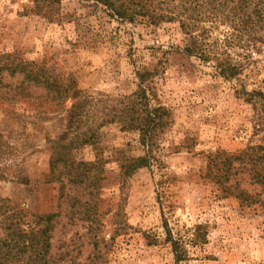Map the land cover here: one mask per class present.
I'll return each instance as SVG.
<instances>
[{
  "label": "rangeland",
  "instance_id": "374dc122",
  "mask_svg": "<svg viewBox=\"0 0 264 264\" xmlns=\"http://www.w3.org/2000/svg\"><path fill=\"white\" fill-rule=\"evenodd\" d=\"M207 26L213 36L232 31L216 19ZM262 35L252 43L232 37L230 54L244 66L224 79L177 51L179 22L123 20L94 0H0V239L57 213L49 264H69L70 253L84 263L98 250L99 264H264V185L257 180L264 164L246 156L249 147H264V108L246 94L264 93ZM18 62H34L63 82L71 75L80 90L112 98L137 87L135 70L159 67L156 90L173 119L161 134L159 161L122 184L117 149L127 157L145 152L137 132L109 123L99 149L78 146L73 154L75 161L110 159L100 189L91 195L71 182L51 159L54 142L70 137L72 100L52 103L47 89L4 69ZM86 202L97 210L90 232L73 209ZM169 230L185 239L179 263L165 240ZM195 232L203 239L192 244Z\"/></svg>",
  "mask_w": 264,
  "mask_h": 264
},
{
  "label": "trees",
  "instance_id": "16d2710c",
  "mask_svg": "<svg viewBox=\"0 0 264 264\" xmlns=\"http://www.w3.org/2000/svg\"><path fill=\"white\" fill-rule=\"evenodd\" d=\"M49 1L59 3L60 0ZM94 1L106 6L121 19L131 22L139 17H146V25L151 26L163 22H179L184 33V42L182 47L178 46L177 51L209 66L214 76L224 79L237 78L244 66V62L234 59L230 54L229 49L236 46V40H232V37L235 36L239 40L246 37V41L252 43V41H261L262 32L264 33V0ZM215 19L221 23H230L232 29L230 35L223 32L224 34L213 36V29L207 26V21ZM5 68L11 73L17 71L23 73L27 80L47 89L52 103H55L56 97L61 102L71 98L72 105L66 117L70 137L66 141L54 142L51 165L56 169L61 166L63 172L69 175L71 182L89 188L91 195L96 189H100L106 162H110V159L96 154L94 160L75 161L73 154L79 147L99 149L100 129L103 126L118 123L122 131L137 132L138 143L145 152L143 156L127 157L123 154L124 149H117L119 156L115 160L118 161L122 184L139 168L159 161L157 149L161 145V134L173 122L170 108L161 101L156 90L155 84L161 72L159 67L135 70L137 87L131 92L113 98L103 94L94 96L88 91L80 90L76 85V79L71 75L63 82L59 76L48 75L42 71V68L34 62H18L5 65ZM242 90L246 88L243 87ZM246 94L249 101L260 103L264 108L263 92L246 91ZM249 148L252 151H246L248 152L246 156L256 165L260 162L264 164V147L258 145ZM74 163H77L75 167H73ZM257 175L258 182L264 185V175ZM226 178L228 179L229 176L227 175ZM80 205L83 210L77 206L73 209H78L77 212L82 218L90 223L89 232L95 230L96 203L90 205L86 202ZM57 215L51 213L41 216L30 231L23 230L22 233L14 230L11 236L8 234L0 239V264H49L50 233ZM16 234L18 237L15 236ZM202 237L199 232H195L189 239L192 244H197L203 239ZM165 240L170 242L178 263L186 259L187 249L183 247L184 238H176L169 230ZM97 245L95 243V249H98ZM99 253L98 250L94 257L84 263L78 262L71 253L66 260L69 264H99Z\"/></svg>",
  "mask_w": 264,
  "mask_h": 264
}]
</instances>
